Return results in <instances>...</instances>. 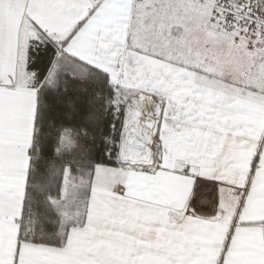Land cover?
Masks as SVG:
<instances>
[{"label": "snow or ice", "instance_id": "obj_1", "mask_svg": "<svg viewBox=\"0 0 264 264\" xmlns=\"http://www.w3.org/2000/svg\"><path fill=\"white\" fill-rule=\"evenodd\" d=\"M0 264H264V0H0Z\"/></svg>", "mask_w": 264, "mask_h": 264}]
</instances>
